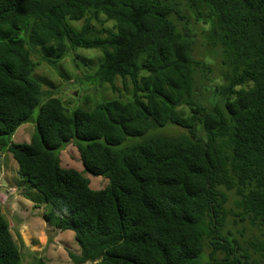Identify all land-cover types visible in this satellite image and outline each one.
Masks as SVG:
<instances>
[{"label":"trees","instance_id":"trees-1","mask_svg":"<svg viewBox=\"0 0 264 264\" xmlns=\"http://www.w3.org/2000/svg\"><path fill=\"white\" fill-rule=\"evenodd\" d=\"M81 47L101 51L93 76L116 97L42 103L35 57L56 66ZM32 120L30 141H13ZM71 143L108 186L62 165ZM4 151L47 223L74 232L75 264H264V0H0ZM0 264H24L1 208Z\"/></svg>","mask_w":264,"mask_h":264},{"label":"rangeland","instance_id":"rangeland-1","mask_svg":"<svg viewBox=\"0 0 264 264\" xmlns=\"http://www.w3.org/2000/svg\"><path fill=\"white\" fill-rule=\"evenodd\" d=\"M186 12L188 14L189 10ZM72 25L78 26V23L72 22ZM203 39L199 30L195 49L196 54L200 57L206 50ZM100 55L99 49L76 48L70 50L66 57L57 62L56 66H51L35 57L39 65L34 75L42 80L44 93L42 103L49 96H55L66 104L69 112H72L79 107L90 108L94 106V103L116 97L108 84L101 83L97 80L98 78L93 76L99 68ZM84 57L91 58L92 61L84 60ZM219 58L215 57L216 64L220 63ZM215 69L218 70L217 67ZM117 85L122 91H125L120 80L117 81ZM40 107L41 105L34 109V118L38 115ZM34 130L35 124L32 120L19 128L14 133L12 140L21 143L29 142ZM181 131L182 128L175 125L153 128L143 136L127 138L118 147L142 142L151 136L174 135ZM2 157L0 158V208L22 253V262L24 264H37V261L43 259L48 264H75L69 254V251L74 254L80 252V246L75 239L74 232L72 230L60 231L47 223L45 214L50 210V206L44 201L41 192L19 175L18 164L10 152L4 151ZM60 158L64 167H74L81 170L90 179V185L93 189L98 190L109 185L107 177L84 171L80 154L74 144L71 143L61 150ZM15 193L20 194L23 205L19 203ZM17 222L27 224L31 231H29L30 234L25 231L23 236ZM23 237L28 239L29 245L24 243Z\"/></svg>","mask_w":264,"mask_h":264},{"label":"crops","instance_id":"crops-1","mask_svg":"<svg viewBox=\"0 0 264 264\" xmlns=\"http://www.w3.org/2000/svg\"><path fill=\"white\" fill-rule=\"evenodd\" d=\"M23 126H25V124H23V125L20 126L19 128H22ZM19 128H18V129H19ZM24 132H25V131H24ZM2 156H3V154H2ZM2 156H1L0 158H3ZM15 196L18 198L19 203L23 205V204H24V203H23V199L20 197V194H19V193H15ZM15 206H16V205H15ZM35 206H36V205H35ZM13 213H14V212H13ZM17 223H18V225H20V226H19V230H20V233H21L23 236H24V233H23V232H25V231H27V233L30 234L31 231H30V229H29V227H28L27 224H23V223L21 224V223H19V222H17ZM29 231H30V232H29ZM21 237H22V236H21ZM22 239H23L24 243H26V245H29V243H28V241H27L28 239L26 240L25 237H23Z\"/></svg>","mask_w":264,"mask_h":264}]
</instances>
